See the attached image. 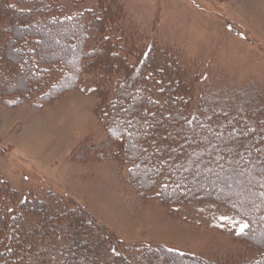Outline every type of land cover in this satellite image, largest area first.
Returning <instances> with one entry per match:
<instances>
[{"label":"rangeland","instance_id":"obj_1","mask_svg":"<svg viewBox=\"0 0 264 264\" xmlns=\"http://www.w3.org/2000/svg\"><path fill=\"white\" fill-rule=\"evenodd\" d=\"M110 1L115 5L119 4L127 20L140 33L142 38L136 45L144 47L152 43L157 50L163 49L161 53H164L165 63L160 70L162 73L155 76L158 87L153 85L149 92L160 88L159 82L163 78L172 76V62L178 67H186L185 71L188 73L202 74L199 84L202 93L195 92L199 90L196 87L192 92L186 90L185 93L190 95L189 101L194 98L197 102L204 99L211 103L210 105H214L231 96V99L239 102L249 99L252 104L256 102L257 105H262L256 111L252 107V115L248 113L249 119L257 117L254 115L255 112L263 113L264 0ZM94 3L96 0L84 5L82 3L81 9H89ZM65 5L69 7L67 3ZM5 12L1 17L3 23H6V18L12 14L7 7ZM12 18L11 38L19 37L17 39L20 40L25 35L32 37L35 34L33 31L23 33L20 28L35 21L34 17L29 14H18ZM60 29L73 30L64 24L61 28L42 29L40 35L33 38L48 42V45H45L47 55L60 58L62 53L64 58L74 61L80 54L77 48H71L74 35L46 34L48 31L59 32ZM18 30L22 31V34L20 32L19 35H15ZM13 46L12 43L8 49L9 53ZM0 50L3 51L1 47ZM1 51L0 55H3ZM185 71H182L183 74ZM9 80L8 77L0 78V92L15 88L16 81ZM184 81L186 80L183 76L182 82ZM166 82L164 80V83ZM167 84L165 88L168 87ZM91 85L85 80L78 90H66L48 107L44 105L36 108L30 103L8 107L0 103V175L3 179L15 191L29 195L30 198L41 199L50 193L58 195L57 198L59 196L73 198L75 202L85 207L90 214L91 222L103 226L105 234L115 241V245L119 242L125 245L131 243L162 245L183 255L212 263L227 261L228 264H234L242 261L241 264H244L249 260L251 262V258H259L260 252L264 249V230L261 227H257L255 233L251 231L245 237H238L245 232L247 222L220 204L196 201L173 206L156 198V190L149 193L151 197H146L137 186L129 182L127 174L129 166H121L112 152H106L103 156L102 148L105 142L111 139L98 118L97 109L102 108V101L93 92L94 87ZM181 85V82L173 84L175 93L178 92L176 88H180ZM183 88L185 89L184 84ZM133 93L134 97L128 96L120 107L113 110L117 112L118 109L122 111L124 108L125 113L126 106L131 103L142 102V106L149 104L137 97L139 95L137 91ZM13 95L16 93L8 91L4 97L9 98ZM179 100L181 102L176 100L173 104L181 103L178 104L176 113L183 117V112L180 111H183L187 100L184 101L183 96H180ZM203 105L204 101L201 107ZM226 108L224 107V110ZM147 111L149 113L150 109ZM167 112L159 110L155 115L164 119L168 118ZM116 116L125 125H131L132 117H129V114L125 113L120 117L117 113ZM165 120L164 123L167 125ZM224 120L225 123L228 121ZM174 122L170 121L176 124V121ZM37 124L49 126V133L44 129L39 132L40 134H36L33 130ZM171 129L169 134L172 139L180 138L177 132L183 129V138L177 142L182 149H176L177 155L185 157L187 163L192 162L197 167L206 166L210 161L209 156L202 152L207 146L205 144L209 133L217 130L209 129V132L205 133L200 124L190 123L189 118L185 117L183 127L176 126ZM226 131H219L218 134L223 136ZM242 134L241 137V133L237 136L231 135L225 142L237 143L240 138L246 137L244 133ZM247 135L257 136L255 132L249 130ZM220 143L221 140H218L215 145L220 146ZM167 148L164 147L157 156L154 155L153 160L156 162L161 157L169 156ZM109 149L114 150L113 147ZM217 150L216 148L215 153ZM189 152L203 155L204 158L202 156L190 158ZM262 152L264 153V149ZM145 166L149 165L145 163ZM179 167L181 166L173 169L172 166L164 165L162 173L174 174ZM246 168H249L248 159L239 162L230 171L222 173L217 167L210 172L212 174L206 173L204 176L207 178L206 187L211 188L208 192L216 194L215 196L226 193L228 198L237 204L245 202L244 196H249L251 200L258 197L259 202L263 201L261 195L258 196L256 192L264 191V165L257 163L252 166L251 171ZM145 169L146 167L142 166L137 171V178L148 177L147 173H144ZM182 172L183 175L187 174V178L192 179V173ZM256 175L261 177V183L253 179ZM260 204L263 205L264 202ZM89 261L93 262L91 258Z\"/></svg>","mask_w":264,"mask_h":264},{"label":"trees","instance_id":"obj_2","mask_svg":"<svg viewBox=\"0 0 264 264\" xmlns=\"http://www.w3.org/2000/svg\"><path fill=\"white\" fill-rule=\"evenodd\" d=\"M91 1L0 0V21L6 13V7L12 13L6 18V23L0 22V47L3 50H0L3 53L0 55V78L8 77L9 81L13 79L17 82L15 88L0 92V103L8 107L26 103L36 108L44 105L48 107L56 102L60 94L68 89L78 90L87 80L102 101V108L97 109L98 118L111 139L105 142L104 148L101 147L102 154L104 156L106 152H112L121 166H129L128 180L137 186L142 195L151 197L149 193L156 190V198L173 206L196 201L220 204L247 222L245 232L238 237H245L251 231L255 233L257 227L264 230V204H260L264 202V191L256 192L258 196L261 195V202L258 197L251 200L249 196H244L245 202L237 204L226 193L215 196L208 192L211 188L206 187L207 178L204 177L217 167L222 173L230 171L245 159L249 161V168H246L248 171L257 163L264 165V109L261 114L259 111L254 113L257 117L248 118V113L252 115V107L256 111L262 105L254 101L252 104L249 99L239 102L231 99V96L214 105L204 99L197 102L194 98L189 101L190 95L185 91L199 89L202 74L188 73L186 67H178L172 62V76L163 78L159 82L160 88L149 92L153 85L158 87L155 76L162 73L160 70L165 63L164 53H161L163 49L157 50L152 43L144 47L136 45L142 37L127 20L118 3L115 5L110 0H96L93 7L81 9L82 3L84 5ZM18 14L34 17L35 21L32 22L38 28L31 30L27 23L20 27L23 33L33 31L35 34L32 37L25 35L20 40L17 39L19 37L11 38L13 31L10 23L12 17ZM5 24L7 27H4ZM64 24L73 30L60 29L53 34L48 32L53 36L60 33L74 35L71 48L80 51L74 61L64 58L62 53L60 58L47 55L45 45L48 42L33 38L40 35L42 29L61 28ZM20 32L22 34L18 30L15 35ZM12 43L13 50L9 53ZM183 76L186 84L182 82ZM164 80L167 82L164 83ZM177 81L182 85L181 90L176 88L178 92L175 93L173 84L179 83ZM165 84L168 87L165 88ZM8 91L16 95L4 97ZM134 91L139 93L137 97L149 104L142 106V102H139L126 106L125 113L132 117L131 125L127 126L116 116L119 113L122 117L125 114L124 108L117 112L113 109L120 107L128 96L134 97ZM195 92L201 94L202 90ZM180 96H183L184 101L187 100L185 107H182L183 111H180L183 117L176 113L178 104H181L178 103L181 102ZM176 100L178 102L173 104ZM224 107H227L226 110ZM147 109H150L149 113ZM159 110L168 111V118H164L167 125L163 118L155 115ZM184 117L189 118L190 123L200 124L205 133L209 129L217 130L210 132L206 139L207 146L202 153L205 152L204 155L209 156L210 161L204 167L187 163L185 157H179L175 152L181 148L177 142L183 138V129L177 132L180 140L172 139L169 133L171 127H183ZM224 119L228 121L225 123ZM170 121H176V124ZM222 130H227L223 136L219 135ZM247 130L255 132L257 136L247 135ZM240 133V137L242 133L246 137L240 138L237 143L225 142L231 135L237 136ZM218 140H221L220 146L215 145ZM111 147L114 150L111 151ZM164 147H168L169 156L159 157L155 162L153 156H157ZM216 148L218 150L215 153ZM190 154H187L190 158H204L197 153ZM145 163L149 166H145ZM164 165L172 166L173 169L180 165L182 168L175 170L176 174L167 172L164 175ZM142 166L146 167L144 173L148 175L143 179L137 178L136 174ZM182 171L192 173V179L187 178V174L183 175ZM260 178L259 175L253 176L255 182L261 183ZM57 196L50 193L41 199L30 198L29 195L15 191L0 175V264H228L227 261L212 263L183 255L162 245H125L123 242L115 245V241L105 234L102 225L91 222L90 214L84 206L68 196ZM244 264H264V249L259 258H251V262L249 260Z\"/></svg>","mask_w":264,"mask_h":264},{"label":"bare ground","instance_id":"obj_3","mask_svg":"<svg viewBox=\"0 0 264 264\" xmlns=\"http://www.w3.org/2000/svg\"><path fill=\"white\" fill-rule=\"evenodd\" d=\"M28 24V26H29V28H31V30L32 29H36V28H38L35 24H33V22H30V23H27ZM49 33V32H48ZM54 32H52V34H53ZM50 34V33H49ZM48 34V35H49ZM51 35V34H50ZM49 35V36H50ZM78 107V106H77ZM35 128H34V130L33 131H35L36 132V134L38 133V134H40L39 132L42 130H44V129H46V131H48V133H49V129H50V127L48 126L47 127V125H42V126H40L39 124H37V125H35L34 126Z\"/></svg>","mask_w":264,"mask_h":264},{"label":"snow or ice","instance_id":"obj_4","mask_svg":"<svg viewBox=\"0 0 264 264\" xmlns=\"http://www.w3.org/2000/svg\"><path fill=\"white\" fill-rule=\"evenodd\" d=\"M241 231L243 232V229H241Z\"/></svg>","mask_w":264,"mask_h":264}]
</instances>
